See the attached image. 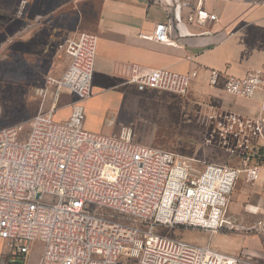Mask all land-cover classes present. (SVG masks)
<instances>
[{
    "label": "built area",
    "instance_id": "obj_1",
    "mask_svg": "<svg viewBox=\"0 0 264 264\" xmlns=\"http://www.w3.org/2000/svg\"><path fill=\"white\" fill-rule=\"evenodd\" d=\"M192 19V17H191ZM199 22L215 13L197 7ZM172 21L159 22L150 36L175 44ZM97 35L83 32L58 44L67 66L48 76L39 109L26 124L0 127V239L9 254L4 264H26L33 243L37 264H205L208 249L161 231L164 228L231 230L228 206L240 176L261 177L264 152V74L252 67L227 76L223 90L251 98L260 91L255 116L227 112L223 138L240 151L237 165L208 162L197 169L160 147L137 140L132 129L93 132L84 127L83 101L91 95ZM221 73L209 72L216 85ZM196 72L166 68L131 69L137 91L187 94ZM73 95L70 114L56 121L60 96Z\"/></svg>",
    "mask_w": 264,
    "mask_h": 264
},
{
    "label": "crops",
    "instance_id": "obj_2",
    "mask_svg": "<svg viewBox=\"0 0 264 264\" xmlns=\"http://www.w3.org/2000/svg\"><path fill=\"white\" fill-rule=\"evenodd\" d=\"M38 1L27 0L28 5L22 11L24 16L14 19V0H7L8 23L13 25L21 20L30 28L34 24H49L50 19L46 14H66L65 6L40 7L35 5ZM92 2L98 8L93 21V33L98 41L91 95L99 89L108 90L129 105L133 94L145 92L137 91L133 84L127 82L131 69L137 67L140 71H149L166 68L179 73L196 72L180 114L189 124L204 127L197 132L204 141H225L222 130H219L225 113L249 117L257 114L260 91L251 98H243L225 93L223 84L227 76H244L252 67L261 69L264 74V0ZM197 7L215 13L217 19L197 21ZM69 10L74 14V21L63 26L64 37L74 38L78 33L77 11L71 5ZM167 19L172 21L171 37L175 44L161 43L150 37L156 24ZM52 23L56 26L63 22L55 17ZM10 31L14 32V29ZM211 70L221 73L216 85L209 84ZM156 90L159 89L146 91ZM73 98L67 92L61 94L58 107L65 108L66 116L58 118L59 122L68 118L69 103ZM87 99L83 101L84 109ZM212 127L219 129L216 131ZM87 128L93 132L113 134L111 122H104L101 126L88 124ZM263 136L264 133L259 135L257 142L262 141ZM262 187L258 183L253 189L263 190ZM247 195V189L241 186L236 187L231 195L228 213L236 228L217 231L188 228L180 232L183 237L180 239L208 249L205 264H264V230L252 229V223L259 225L264 220V191L254 205L245 206ZM0 244L7 247L2 239ZM8 254L7 247V251L1 255L0 264L5 263ZM37 261L33 264H37Z\"/></svg>",
    "mask_w": 264,
    "mask_h": 264
},
{
    "label": "rangeland",
    "instance_id": "obj_3",
    "mask_svg": "<svg viewBox=\"0 0 264 264\" xmlns=\"http://www.w3.org/2000/svg\"><path fill=\"white\" fill-rule=\"evenodd\" d=\"M92 1L94 0H39L35 3L36 6H65L66 14H46L50 19L49 24H34L29 28L26 23L20 22L21 20L13 25L9 24L7 0H0V127L17 123L26 124L36 114L42 97L40 91L45 85L46 78L60 76L67 64L65 52L58 44L67 39L64 37L63 26L74 21V14L70 13L69 6H73L77 11V35L83 32L93 33V21L98 8ZM27 5V0H14L16 8L14 19H21L24 16L22 11ZM55 17L61 19L63 23L53 26L52 20ZM12 28L14 32L10 31ZM185 96L166 90L145 91L133 94L131 103L126 105L117 94L99 89L86 101L84 127L87 128L88 124L101 126L104 122H111L113 133H117L121 126L130 127L134 137L143 143L160 147L186 161L190 158L195 159L192 164L197 169L208 162L237 165L241 159L240 151L233 147V142L229 138L208 143L197 133L204 127L189 124L181 117L180 110ZM65 116V108L58 107L55 120L58 121V118L63 119ZM212 128L216 131L219 129ZM222 128L225 129L221 126L219 130ZM258 162L262 165L259 180L255 184H247L240 176L234 187L235 189L241 186L247 189L245 206L256 204L255 201L260 200V195L262 196L264 191V152L258 156ZM258 183L263 185V190L253 189ZM257 192L260 194L257 195ZM252 224L253 231L264 230V220L258 223L259 225ZM234 228L236 227L232 229ZM182 229L188 228H164L161 231L171 237L183 238L180 233ZM6 251L7 247L0 244V258ZM39 252L40 245L33 243L26 264L37 261ZM122 261L123 264L124 260Z\"/></svg>",
    "mask_w": 264,
    "mask_h": 264
}]
</instances>
